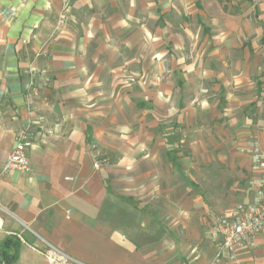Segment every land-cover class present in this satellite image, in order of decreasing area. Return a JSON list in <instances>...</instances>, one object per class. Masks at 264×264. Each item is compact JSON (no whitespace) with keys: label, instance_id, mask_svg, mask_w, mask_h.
Listing matches in <instances>:
<instances>
[{"label":"crops","instance_id":"0c3cea01","mask_svg":"<svg viewBox=\"0 0 264 264\" xmlns=\"http://www.w3.org/2000/svg\"><path fill=\"white\" fill-rule=\"evenodd\" d=\"M187 1L0 0V264H52L50 248L79 264H211L213 220L264 182V82L252 78L264 81V0L254 19L251 0L232 15L212 1L228 22L212 44L219 69L196 76L210 88L187 84L176 134L169 109L145 121L124 84L142 80L151 14ZM165 56L154 66L166 99ZM22 134L29 175L4 170ZM95 150L107 160L98 170ZM237 260L264 264V230Z\"/></svg>","mask_w":264,"mask_h":264},{"label":"rangeland","instance_id":"374dc122","mask_svg":"<svg viewBox=\"0 0 264 264\" xmlns=\"http://www.w3.org/2000/svg\"><path fill=\"white\" fill-rule=\"evenodd\" d=\"M212 1L188 0L180 9L170 5L167 16L162 14L163 9L158 6V12L151 14L150 19H148V23L154 25V29H151L152 32L149 36L145 35L143 41L140 40L145 44V49L140 53L145 62L140 67V73H143L142 80L139 79L136 82L131 80L124 84L127 87L133 85L138 94V101L145 102L144 109L149 112V114L141 112L145 116V121L152 123L154 117H157L158 114L161 115L164 109H169L171 112L170 122L176 134L179 133L181 109H185L186 97L190 99L191 95L195 93L194 89L187 88V84L197 83L201 89L203 87L210 88L214 80L205 81L196 76H202L208 71L215 72L219 69L214 61L216 62L221 52L217 51L212 44L216 38L215 34L221 29L227 28L228 22L222 19L215 21L217 7ZM214 2L222 7L225 14L232 15L240 13L243 9L242 5L249 0H215ZM251 2L254 19L257 3L255 0H251ZM157 4L159 5L158 2ZM66 21L67 17L63 16L61 23L64 24ZM149 43H151V50L147 47ZM152 44H160L161 50L159 47L154 50ZM164 56L171 63V70L169 66L165 67V74L170 73L165 83L168 85L167 91L169 90L166 99L163 94L164 68L161 66V76L159 77L154 66V60L162 64ZM235 57L239 59L242 55L237 53ZM181 58L184 62L183 66L179 64ZM206 65L209 69L207 71L205 70ZM258 70H261V67ZM197 71H200L201 75H196ZM137 76L139 77V75ZM252 78L257 89L263 85L264 81H262L261 76L254 75ZM158 90L161 92H157ZM136 103L138 102L136 101ZM203 120L204 116L200 115V122ZM108 163H110L109 159ZM218 254L219 252L211 264H216V262L222 264L224 258L218 257Z\"/></svg>","mask_w":264,"mask_h":264},{"label":"built area","instance_id":"2783aa9c","mask_svg":"<svg viewBox=\"0 0 264 264\" xmlns=\"http://www.w3.org/2000/svg\"><path fill=\"white\" fill-rule=\"evenodd\" d=\"M31 147V139L25 134H22L9 154L4 170L6 172L15 171L24 175H29L31 173V165L28 159V150ZM94 149H96V146H94ZM93 157L95 159L93 166L96 170L107 164V160L102 158L96 150ZM254 159L257 168L264 169V157L260 153H256ZM263 230L264 182L254 202L240 204L228 215L216 217L213 220L211 231L213 235L221 240L218 257L224 258L225 255L223 254L226 253V259L230 264H241L237 260L238 252L250 246ZM46 255L52 264H79L54 248H50ZM217 263L218 262H216V264ZM181 264L188 263L184 262Z\"/></svg>","mask_w":264,"mask_h":264},{"label":"trees","instance_id":"16d2710c","mask_svg":"<svg viewBox=\"0 0 264 264\" xmlns=\"http://www.w3.org/2000/svg\"><path fill=\"white\" fill-rule=\"evenodd\" d=\"M10 247V242H7L5 244V248H9ZM3 259H5V261H8V262H13L15 260V257H13L12 259H8V253L7 251H3Z\"/></svg>","mask_w":264,"mask_h":264}]
</instances>
